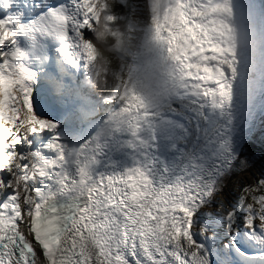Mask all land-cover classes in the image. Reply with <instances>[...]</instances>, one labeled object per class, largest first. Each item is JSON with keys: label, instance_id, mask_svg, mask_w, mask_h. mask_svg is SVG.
<instances>
[{"label": "snow or ice", "instance_id": "obj_1", "mask_svg": "<svg viewBox=\"0 0 264 264\" xmlns=\"http://www.w3.org/2000/svg\"><path fill=\"white\" fill-rule=\"evenodd\" d=\"M102 16L117 52L162 50L169 85L220 117L175 179L97 168L148 115L130 76L96 91ZM253 146L264 157V0H0V264H264Z\"/></svg>", "mask_w": 264, "mask_h": 264}, {"label": "bare ground", "instance_id": "obj_2", "mask_svg": "<svg viewBox=\"0 0 264 264\" xmlns=\"http://www.w3.org/2000/svg\"><path fill=\"white\" fill-rule=\"evenodd\" d=\"M141 2H143V0H141ZM156 56L158 60H163L162 59V57L164 56L163 51L158 50ZM145 70H146L145 63L144 61L141 60L139 56H131L129 58L126 76L127 77L130 76L131 78L130 81L140 79L142 73ZM147 70H153V69H147ZM154 76H156L155 77L156 85L153 87L150 95L149 94L144 95L135 89V91L138 94H140L144 100L145 112L147 114L149 111L153 113L149 116L147 115L148 117L151 116L155 117L156 112L158 113L164 110H171L170 109L171 100L169 99L165 101L163 99V93L169 90V87L167 86L169 80L168 74L166 72L163 73L154 72ZM155 89H156V93L154 91ZM165 102H168L169 105H165ZM194 104L193 103L185 104V101H183V104L178 108L182 111H185L188 110L189 107H194ZM197 116L199 117L198 114ZM195 121H198V126H199V120H195ZM216 126H220V128L222 127L216 115L212 116L211 118L205 119V127L207 128V130H210ZM122 128L114 131L116 134H118V141L121 143L120 144L121 147L117 145L115 150L120 152L127 151L132 155L136 156L135 160L139 159L138 161L139 166L146 167L148 171L152 174V176H154L160 182H164L167 178H170L171 180L175 178V176L169 177L170 175H173V173H169V174L166 172L163 173L161 170L162 164L158 159H156V133L154 132L152 127H145L144 125L139 124V126L135 129H122ZM198 129L199 127H197V125L194 127H190L189 125H182L178 127V129L176 130L178 131L176 136L180 139V141L177 144L165 145V148L167 150L177 151L175 157L173 158H171L170 154L168 153V161H170L171 168H173L174 170H178V169L180 170L178 172L179 175L185 173L190 167L197 164L199 161H201L204 158V154L207 147L214 140L217 139L220 133L219 130V132L216 131L215 133H211L205 138L202 133H199ZM91 134L92 133H89V135ZM129 144H134V147H138L139 150L140 149L143 150V154H138L137 150L134 148L133 149L127 148ZM253 148L256 151V159L258 160L257 167H260L261 165H264V157L260 156L259 146H253ZM185 152L189 153L186 159L184 155L181 154ZM184 162L185 164H183ZM138 164L132 163L133 166H138ZM156 170L158 171L157 174H159L157 177H156Z\"/></svg>", "mask_w": 264, "mask_h": 264}, {"label": "water", "instance_id": "obj_3", "mask_svg": "<svg viewBox=\"0 0 264 264\" xmlns=\"http://www.w3.org/2000/svg\"><path fill=\"white\" fill-rule=\"evenodd\" d=\"M164 66L165 68L168 67L166 61L164 62ZM165 72L168 74V71ZM167 86L169 87V90L163 93V99L165 101L169 99L171 100V110H164L158 113L156 112L155 117L147 116L140 122V124L144 125L145 127L153 128L154 132L156 133V159H158L162 164L161 170L163 173H173V175H170L169 177L175 176L176 178L177 176H180L178 174L180 170H174L170 167V161H168V153L170 154L171 158H173L175 157L177 151H169L165 148V145L177 144L180 141V139L176 136L178 133V131L176 130L182 125H189L190 127H194L197 125V127H199V133H202L205 138L211 133H215L216 131L219 132V130L221 129L220 126H216L210 130H207V128L205 127V119L211 118L212 116L216 115L220 123V117L214 110L207 107L204 101L192 95L187 90L182 89L177 85H169V83ZM183 101H185V104H194L195 102L194 107H189L188 110L185 111L180 110L178 107L183 104ZM165 105H169V103L165 102ZM197 114L199 115L200 119ZM195 120H199V126L198 121ZM122 129L129 128L123 127ZM85 139H87V137H85ZM106 139L107 146L105 147L103 156L100 158V162L97 165V168L100 171L108 169L122 172L130 167H133L132 163L138 164L139 159L135 160L136 156L127 151L120 152L115 150L117 145L121 147V143L118 141V134L113 131L110 138ZM127 148H134L137 150L138 154H143V150H139L138 147H134V144H129ZM181 154H183L186 159L189 153L185 152ZM183 164H185V162ZM167 180L171 179L167 178L165 181Z\"/></svg>", "mask_w": 264, "mask_h": 264}, {"label": "clouds", "instance_id": "obj_4", "mask_svg": "<svg viewBox=\"0 0 264 264\" xmlns=\"http://www.w3.org/2000/svg\"><path fill=\"white\" fill-rule=\"evenodd\" d=\"M111 4L114 0H105ZM163 0H159L162 5ZM114 38L105 26L103 16L99 23L95 26L93 32V47H94V63L93 69L100 73V77L95 81L96 91H105V77L111 76L114 71L120 72L122 79H126L127 67L129 58L131 56H139L145 63V71L142 73L140 79L129 81V86L134 87L140 93L148 95L154 87V72L168 71L164 66L163 60H158L157 50L135 40L121 41V50L116 51V44L113 42ZM153 69V70H147Z\"/></svg>", "mask_w": 264, "mask_h": 264}, {"label": "rangeland", "instance_id": "obj_5", "mask_svg": "<svg viewBox=\"0 0 264 264\" xmlns=\"http://www.w3.org/2000/svg\"><path fill=\"white\" fill-rule=\"evenodd\" d=\"M155 77H156V76H154V86L156 85V82H155V79H156V78H155ZM154 91H155V93H156V89H155ZM149 95H150V94H149ZM154 104H155V103H154ZM151 114H153V113H151V111H149V112H148V116L151 115ZM21 117L23 118V115H21ZM157 172H158V171L156 170V177L159 175V174H157ZM210 210H211V209H205V211H210ZM213 210H214V209H213Z\"/></svg>", "mask_w": 264, "mask_h": 264}, {"label": "trees", "instance_id": "obj_6", "mask_svg": "<svg viewBox=\"0 0 264 264\" xmlns=\"http://www.w3.org/2000/svg\"><path fill=\"white\" fill-rule=\"evenodd\" d=\"M99 93H97V95H98Z\"/></svg>", "mask_w": 264, "mask_h": 264}]
</instances>
